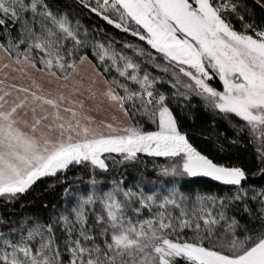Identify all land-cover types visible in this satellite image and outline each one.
Returning <instances> with one entry per match:
<instances>
[{
	"label": "snow or ice",
	"instance_id": "obj_1",
	"mask_svg": "<svg viewBox=\"0 0 264 264\" xmlns=\"http://www.w3.org/2000/svg\"><path fill=\"white\" fill-rule=\"evenodd\" d=\"M0 264H264V0H0Z\"/></svg>",
	"mask_w": 264,
	"mask_h": 264
},
{
	"label": "trees",
	"instance_id": "obj_2",
	"mask_svg": "<svg viewBox=\"0 0 264 264\" xmlns=\"http://www.w3.org/2000/svg\"><path fill=\"white\" fill-rule=\"evenodd\" d=\"M223 130V129H222Z\"/></svg>",
	"mask_w": 264,
	"mask_h": 264
}]
</instances>
